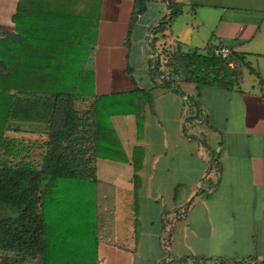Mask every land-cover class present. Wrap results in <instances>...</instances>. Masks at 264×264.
Segmentation results:
<instances>
[{
    "label": "crops",
    "instance_id": "obj_1",
    "mask_svg": "<svg viewBox=\"0 0 264 264\" xmlns=\"http://www.w3.org/2000/svg\"><path fill=\"white\" fill-rule=\"evenodd\" d=\"M175 1L183 9L169 43L229 47L236 86L203 85L197 95L194 83L168 87L165 63L154 73L151 29L170 14L168 0H148L135 20V0H0V37L34 29V11L15 19L22 2L65 23L70 42L47 43L62 54L59 73L105 97L122 146L119 159L97 160V241L64 264H264V0ZM186 104L199 130L183 123ZM17 124L31 136L5 148L43 158L47 125Z\"/></svg>",
    "mask_w": 264,
    "mask_h": 264
},
{
    "label": "trees",
    "instance_id": "obj_2",
    "mask_svg": "<svg viewBox=\"0 0 264 264\" xmlns=\"http://www.w3.org/2000/svg\"><path fill=\"white\" fill-rule=\"evenodd\" d=\"M147 1L135 0L133 20L146 10ZM168 1L170 14L151 29L152 53H159L153 61L154 73L159 75L165 63L170 66L165 84L194 83L197 95L203 85L236 86L238 73L229 66L232 58L226 60L212 50H184L178 41L169 43L171 23L183 6ZM32 11L36 16L34 29L20 26L16 34L0 37V264H51L50 250L68 237L57 233L50 216H62L60 223L70 228L65 233L71 232L73 240L86 247L78 253L84 256L97 241L98 231L95 217L90 219L93 229H87L80 225L78 216H97V160L119 159L122 147L105 97L88 94L78 78L59 73L62 54L47 43L70 42L71 35H60L65 23H47L49 12L43 17V8L34 10L25 2L20 3L15 19H25ZM26 121L47 125L46 154L40 168H34V161L28 158L16 162L4 152L6 133L20 131L17 122ZM167 238L165 231L163 239ZM190 259L191 264H218L191 256L179 261L188 264Z\"/></svg>",
    "mask_w": 264,
    "mask_h": 264
},
{
    "label": "rangeland",
    "instance_id": "obj_3",
    "mask_svg": "<svg viewBox=\"0 0 264 264\" xmlns=\"http://www.w3.org/2000/svg\"><path fill=\"white\" fill-rule=\"evenodd\" d=\"M202 52H205L204 50H202ZM165 66L162 64V67L161 69H163ZM168 71V70H167ZM191 113H190V110H189V105L186 104V106L182 109V114H181V118H182V121L183 123H187L188 124V130L191 131L193 127H198V130L200 128V126L198 124H196V118H192L196 124V126H193L194 124H191ZM190 117V118H189ZM199 120V118H198ZM25 127V124L24 126ZM196 127V128H197ZM16 134H18L19 136H22L23 137V143L26 145V142H24V140L28 137H30V132L28 131H22V132H17L14 131V130H11L9 131L8 133H6V136H5V144H10L12 143V136H16ZM46 138V137H45ZM200 138H202L200 136ZM23 144V145H24ZM38 144H41L42 145V142L38 143ZM22 149V150H20ZM20 149L18 151H15L14 150H10V147L8 145V147L5 149V155H7L10 159L14 160V161H20L22 159H25L27 158L26 157V150H23L24 148L23 147H20ZM29 158H31V161H34V164H33V167L34 168H40L41 167V159L42 157L41 156H37V154L35 155H29L28 156ZM74 189V188H73ZM92 214V212H91ZM52 219H53V225H55L54 227L56 228L57 230V233H61L62 234V238H64V236H67L68 239L63 241L64 243L60 242L58 244H56V246H54L51 250H50V254L52 255V259L50 260L51 264H63V263H66L67 260H69L71 258V255L73 253V251L75 249H80V250H83L84 248V245L81 241L77 242L76 240L77 239H74L72 238V235H71V232L70 233H65V230H70V228L68 226H64L62 223H60L59 219L62 217V216H50ZM71 219L72 218H75L76 216H69ZM91 217H95V216H78V220H81L80 221V225L83 227L85 226L87 229H93V221H91ZM63 228V231H61L60 229ZM61 240V239H60Z\"/></svg>",
    "mask_w": 264,
    "mask_h": 264
},
{
    "label": "built area",
    "instance_id": "obj_4",
    "mask_svg": "<svg viewBox=\"0 0 264 264\" xmlns=\"http://www.w3.org/2000/svg\"><path fill=\"white\" fill-rule=\"evenodd\" d=\"M213 53L217 56H221L222 58L229 60L231 55H232V51L229 47L226 46H218L215 49H213ZM243 264H254L251 261H246Z\"/></svg>",
    "mask_w": 264,
    "mask_h": 264
}]
</instances>
